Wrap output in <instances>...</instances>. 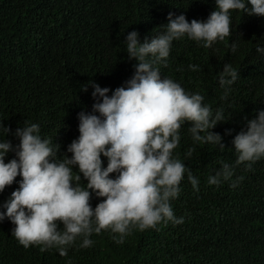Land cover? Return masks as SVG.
Here are the masks:
<instances>
[{
  "label": "trees",
  "instance_id": "trees-1",
  "mask_svg": "<svg viewBox=\"0 0 264 264\" xmlns=\"http://www.w3.org/2000/svg\"><path fill=\"white\" fill-rule=\"evenodd\" d=\"M215 8V0H0V140L19 144L14 132L28 120L40 125L42 138L59 146L58 158L71 157L67 147L79 136L78 114L91 112L95 103L93 89L84 92L82 85L93 80L114 90L133 75L136 61L128 59L123 43L127 33L138 31L143 42L163 30L170 12L191 22L206 20ZM257 43L264 46V17L234 10L224 41L206 49L184 37L173 42L167 66L160 65L162 77L199 92L213 110L223 108L228 120L212 130L223 137V152L197 144L185 162L200 183L197 193L185 174L179 198L171 201L183 224L134 232L119 245L102 231L92 235L91 247H72L61 256L54 249H25L12 236L15 225L5 219L0 222V264H264V159L253 165L254 171L236 170L244 178L235 189L206 182L218 161L235 160L234 136L264 110V55L256 52ZM226 63L239 77L224 97L218 76ZM189 64L199 70H190ZM3 125L11 129L7 136ZM190 146L184 125L174 152L184 161ZM13 158L10 152L6 162ZM102 160L106 166L107 159ZM17 182L0 193V205ZM80 183L87 181L82 177ZM100 199L93 196L92 206Z\"/></svg>",
  "mask_w": 264,
  "mask_h": 264
},
{
  "label": "clouds",
  "instance_id": "clouds-1",
  "mask_svg": "<svg viewBox=\"0 0 264 264\" xmlns=\"http://www.w3.org/2000/svg\"><path fill=\"white\" fill-rule=\"evenodd\" d=\"M215 5L206 20L189 22L184 14L170 12L168 23L150 40L141 42L135 30L127 33L123 43L128 59L136 61L133 75L114 90L93 80L82 85L84 92L93 89L95 103L91 112L78 114L79 136L67 147L71 157L58 158L59 146L42 138L40 125L28 120L14 132L19 144L0 140V193L21 177L18 188L0 205V222L8 219L15 225L12 236L19 245L37 246L41 252L54 249L67 256L69 248L91 247L92 235L102 231L119 245L134 232L184 223L171 201L179 198L185 174L197 193L200 183L185 162L197 144L223 152V137L212 130L228 120L223 108L213 110L199 92L162 77L160 65L167 66L173 42L184 37L206 49L224 41L231 33L234 10L264 17V0H215ZM237 49L233 42L232 52ZM256 52L264 55L261 43L256 44ZM188 67L199 70L195 64ZM238 77L237 69L226 63L218 76L224 97ZM184 125L193 146L185 150L182 161L174 150ZM3 129L6 136L11 132L4 125ZM232 145L235 160L218 161L219 167L207 176L208 185L227 183L235 189L244 178L236 170L254 171L253 165L264 159V110L247 121ZM10 152L15 158L6 162ZM82 177L87 181L83 185ZM93 196L102 198L95 207Z\"/></svg>",
  "mask_w": 264,
  "mask_h": 264
}]
</instances>
